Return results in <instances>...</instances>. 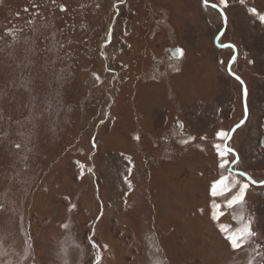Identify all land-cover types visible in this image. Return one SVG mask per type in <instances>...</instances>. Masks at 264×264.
<instances>
[{
  "label": "rangeland",
  "instance_id": "374dc122",
  "mask_svg": "<svg viewBox=\"0 0 264 264\" xmlns=\"http://www.w3.org/2000/svg\"><path fill=\"white\" fill-rule=\"evenodd\" d=\"M207 3L0 0V264H264V0Z\"/></svg>",
  "mask_w": 264,
  "mask_h": 264
},
{
  "label": "snow or ice",
  "instance_id": "6c2138e0",
  "mask_svg": "<svg viewBox=\"0 0 264 264\" xmlns=\"http://www.w3.org/2000/svg\"><path fill=\"white\" fill-rule=\"evenodd\" d=\"M222 3L225 2V0H221ZM205 3H207V0H205ZM215 6V5H213ZM63 10V8H62ZM253 12H255V10L253 9ZM261 20L264 21V16L261 17ZM178 53L182 54V50H177ZM237 79H239V77H237ZM239 127V125L237 126ZM219 135L224 136L226 135L225 133H220ZM222 158L223 156L226 155V153L221 154ZM228 161L225 160V163H222L220 165V167H224L225 164ZM241 175H244L243 173ZM228 180V177H224L221 176L219 180H217L216 182L213 183L212 187H211V194L213 197L218 195V186L219 185H223L224 187L219 189V194L221 195H225L229 192H231V189H229L227 187L226 181ZM260 183H264V181L260 182ZM248 185L247 184H241L239 186V190L238 192H236L235 194L231 195L229 198L226 199L225 204L223 205V207H233V205H235L238 202H242L245 194H246V190H247ZM213 219H216V217L214 216ZM245 235L247 236H253L254 233L252 232L251 229V225L249 224L247 226L246 229L241 230L240 232L233 234V235H228L225 237L226 241L228 242V244L231 246V248L235 251L239 248L243 247L244 241H245Z\"/></svg>",
  "mask_w": 264,
  "mask_h": 264
},
{
  "label": "water",
  "instance_id": "95a60500",
  "mask_svg": "<svg viewBox=\"0 0 264 264\" xmlns=\"http://www.w3.org/2000/svg\"><path fill=\"white\" fill-rule=\"evenodd\" d=\"M202 2H203L205 5H207V6L211 7V8H213V9H216V10H218L221 14H223L222 10H220L218 7L213 6L212 4L205 3V0H202ZM224 21H225V18H224ZM217 40H218V39L216 38L215 41H217ZM238 80H239V79H238ZM243 96L245 97V90H244V87H243ZM245 108H246V107H245ZM245 114H247L246 109H245ZM230 152H232V151H230ZM232 153L234 154L235 159H237V155H236L234 152H232ZM239 174L241 175L242 173H239ZM241 176H243L248 182L252 183L254 186H257V185H258V184H256V183H253V181L250 180L245 174H244V175H241ZM262 184H264V183H262Z\"/></svg>",
  "mask_w": 264,
  "mask_h": 264
},
{
  "label": "flooded vegetation",
  "instance_id": "af4514ba",
  "mask_svg": "<svg viewBox=\"0 0 264 264\" xmlns=\"http://www.w3.org/2000/svg\"><path fill=\"white\" fill-rule=\"evenodd\" d=\"M216 10V9H215ZM222 10V9H221ZM250 14H253L254 12H253V10H250V12H249ZM258 17H260V16H257V18ZM226 46V45H225Z\"/></svg>",
  "mask_w": 264,
  "mask_h": 264
},
{
  "label": "bare ground",
  "instance_id": "6f19581e",
  "mask_svg": "<svg viewBox=\"0 0 264 264\" xmlns=\"http://www.w3.org/2000/svg\"><path fill=\"white\" fill-rule=\"evenodd\" d=\"M240 81V80H239ZM241 82V81H240ZM245 93H246V90H245Z\"/></svg>",
  "mask_w": 264,
  "mask_h": 264
}]
</instances>
